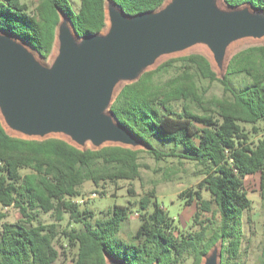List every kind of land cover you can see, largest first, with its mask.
Wrapping results in <instances>:
<instances>
[{
  "label": "trees",
  "instance_id": "16d2710c",
  "mask_svg": "<svg viewBox=\"0 0 264 264\" xmlns=\"http://www.w3.org/2000/svg\"><path fill=\"white\" fill-rule=\"evenodd\" d=\"M112 1L134 15L156 10L165 0ZM222 2L228 8L264 11V0ZM60 13L79 38L106 25L105 0H79L76 10L69 0H38L32 8L22 0H0V31L47 59ZM215 82L220 94L210 90ZM109 111L145 148L107 144L82 149L57 136L12 135L0 121V206L13 207L21 216L11 223L0 212V264H56L69 253L71 264H107L106 254L126 264H184L188 258L189 264H201L216 244L220 264H240L243 215L251 207L244 177L259 173L264 192V43L233 52L221 76L201 53L170 57L119 86ZM152 137L172 146L162 150ZM140 152L156 162L186 159L201 171L196 185L178 194L185 205L195 203L196 230L179 229L159 203L155 186L133 202L139 225L128 241L117 235L133 212L132 202L114 203L99 217L83 207L85 182L103 195L107 183L140 179L141 168H148ZM162 175L163 180L171 177L166 171ZM39 212L53 221H37ZM205 213L217 219L215 226L203 218ZM65 216L68 221L61 226ZM257 264H264V238Z\"/></svg>",
  "mask_w": 264,
  "mask_h": 264
},
{
  "label": "water",
  "instance_id": "95a60500",
  "mask_svg": "<svg viewBox=\"0 0 264 264\" xmlns=\"http://www.w3.org/2000/svg\"><path fill=\"white\" fill-rule=\"evenodd\" d=\"M105 13L107 29L81 38L60 13L49 63L25 41L0 31V121L7 132L57 136L82 149L144 146L109 111L119 86L193 47L210 53L221 76L234 43L264 37V11L228 8L222 0H165L156 10L134 15L105 0ZM105 256L107 264H126ZM219 260L216 244L201 264Z\"/></svg>",
  "mask_w": 264,
  "mask_h": 264
},
{
  "label": "rangeland",
  "instance_id": "374dc122",
  "mask_svg": "<svg viewBox=\"0 0 264 264\" xmlns=\"http://www.w3.org/2000/svg\"><path fill=\"white\" fill-rule=\"evenodd\" d=\"M27 3L31 8L35 6L38 0H22ZM70 5L74 10L77 9L79 5V0H69ZM108 27V20H106V25L103 29L105 31ZM264 43V37L261 39H243L237 41L232 45L231 52L243 48L251 44H261ZM56 52V46L53 48L51 56L47 59H42L44 63H49L51 57ZM189 53H201L205 55L211 62L210 53L202 47H193L185 52L173 54L162 58V61L179 55H185ZM213 66V65H212ZM212 92L216 94L221 93V86L219 83H213L210 88ZM246 128H250L246 125ZM154 146L162 149L168 150L172 146L171 142H163L157 138H150ZM86 147H89L87 145ZM138 148H145L140 146ZM140 162L147 164L148 168H141V178L136 179L132 182L125 180H120L116 184L107 183L104 185V194L101 195L97 191L100 188L94 187L91 182H85L82 186V191L84 192V199L87 200L83 207L89 208L93 211L95 217L104 215L107 210L114 204H127L128 201L132 202L131 209L133 212L130 214L129 218L125 223L122 224L120 231L118 232V237L128 241L130 236L135 231L139 225L138 215L134 212L136 206L133 202L137 200L140 196L147 193L149 189L155 186L157 199L159 203L167 210L169 215L176 218V223L179 229L184 232L193 231L197 229V226L193 225L192 216L195 212V203L185 205L183 200L179 198L178 194L186 187H194L196 183L202 178V173L197 169L196 165L186 159H181L182 162L178 163L177 158H167L165 161H154L147 153L140 152ZM157 171L154 169L158 168ZM176 172H171V171ZM168 172L171 174L170 179L163 180V172ZM244 189L247 191L248 196L251 200V207L246 210L243 215V243L242 252L240 257V264H257L260 256L261 242L264 238V192H260V175L259 173L246 175L243 179ZM132 188V192H128L127 188ZM97 190V191H95ZM205 198H209L206 192H203ZM0 212L6 213V217L3 219L8 222H15L21 216L19 212L13 207L2 208L0 206ZM211 219L212 225L215 226L217 223L216 218H212L209 213H205V217ZM37 221L49 223L53 221V217L49 213L39 212L36 215ZM68 221L67 216L62 220L61 226L66 225ZM71 226L77 227L78 225L72 224ZM211 227L207 228V234L209 233ZM71 254L60 255L56 264H71L70 261ZM190 258L186 259L184 264H189Z\"/></svg>",
  "mask_w": 264,
  "mask_h": 264
}]
</instances>
